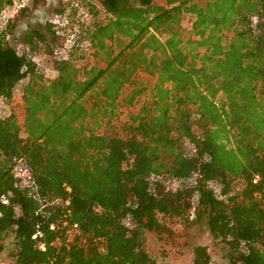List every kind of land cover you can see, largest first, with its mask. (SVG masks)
Here are the masks:
<instances>
[{
    "label": "trees",
    "instance_id": "1",
    "mask_svg": "<svg viewBox=\"0 0 264 264\" xmlns=\"http://www.w3.org/2000/svg\"><path fill=\"white\" fill-rule=\"evenodd\" d=\"M98 1H81L89 17L66 58L52 23L23 34V51L16 17L0 27V242L13 264H172L144 234L177 222L205 223L228 264H264V0ZM20 4L0 0V14ZM211 263L194 245L192 264Z\"/></svg>",
    "mask_w": 264,
    "mask_h": 264
},
{
    "label": "rangeland",
    "instance_id": "2",
    "mask_svg": "<svg viewBox=\"0 0 264 264\" xmlns=\"http://www.w3.org/2000/svg\"><path fill=\"white\" fill-rule=\"evenodd\" d=\"M81 1L83 2H95L99 5L98 0H22L23 6L14 10L3 11L0 14V27L4 28L6 22L12 18L17 19L16 40L14 44L16 47L23 51L24 45L20 43L19 39L26 32L32 28L39 27L46 31L48 23L54 25V29L60 31L62 42H68L69 38L74 35L77 26L85 19H88L89 15L86 12V8L80 7ZM74 2V5H72ZM80 3L76 13L72 14V9L76 7V3ZM66 6L69 8L64 15H62L61 8ZM70 11V15L68 14ZM74 13V12H73ZM71 17V19H70ZM69 19V22H65L67 28L60 29L59 21ZM185 24H189V20L184 21ZM71 43V42H70ZM70 47L67 48V52L59 53L58 56L65 57L68 55ZM84 63H92L93 57L85 52ZM56 57V56H55ZM46 76L53 77L56 72L51 69V58L44 55H36L34 57ZM27 79L21 81L14 90V95L17 97L22 93V88ZM10 112V105L6 100L0 99V115L6 116ZM171 229L163 232L146 230L144 234V245L149 254L159 262H170L172 264H192L193 260V246L196 244H206L209 247V251L212 254L211 264H228V247L220 240V238L214 237L208 230L205 223H197L189 226L177 222L170 224ZM13 245L11 238H7L3 242H0V264H13V257L11 250Z\"/></svg>",
    "mask_w": 264,
    "mask_h": 264
},
{
    "label": "built area",
    "instance_id": "3",
    "mask_svg": "<svg viewBox=\"0 0 264 264\" xmlns=\"http://www.w3.org/2000/svg\"><path fill=\"white\" fill-rule=\"evenodd\" d=\"M21 6H23V4H20V5H15L14 7H13V9L16 11V10H18V8H20ZM4 11H6V10H4ZM63 23V19L61 18V20L59 21V24H62ZM59 28L60 29H62L60 26H59ZM57 31V33L58 34H60V31L57 29L56 30ZM71 37L69 38V44H68V42L66 43V42H64L63 44H61L60 46H58L56 49H55V56H56V58H58V59H62V58H66L67 56H65V57H60V56H58V54L59 53H62V52H67V48H69L70 46H71ZM70 50V49H69ZM69 52V51H68ZM20 175H22L21 173H20ZM259 178H260V176L259 175H256L255 177H254V182H257L258 180H259ZM24 181L25 182H28V179H26V178H24ZM216 190H219L218 189V187H216ZM2 201H3V203H8V199H7V197L6 196H3L2 197ZM69 201H67V203H68ZM52 227H54L53 225H52ZM37 234L38 235H42V233H41V231H38L37 232ZM43 248H44V246H42Z\"/></svg>",
    "mask_w": 264,
    "mask_h": 264
}]
</instances>
